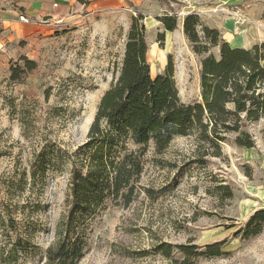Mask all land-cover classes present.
I'll return each mask as SVG.
<instances>
[{"label":"rangeland","instance_id":"rangeland-1","mask_svg":"<svg viewBox=\"0 0 264 264\" xmlns=\"http://www.w3.org/2000/svg\"><path fill=\"white\" fill-rule=\"evenodd\" d=\"M138 12L145 15L152 76L172 61L185 104L202 101L201 60L210 52L220 57V46L193 49L183 27L188 14L200 16L201 33L217 26L232 45L264 43V0H0V244L8 235L29 239L20 264H55L50 249L77 237L84 255L76 264H264V230L248 237L239 231L264 208V118L244 122L252 148L238 145L235 132L218 156L202 157L193 136H176L162 153L149 146L131 203L109 200L94 214L69 218L75 151L119 75ZM165 15L177 16L175 30L165 31ZM22 57L37 68L13 79ZM46 148L68 157L35 176ZM216 241H225L216 256L177 248L166 256L158 248L168 242L200 251Z\"/></svg>","mask_w":264,"mask_h":264},{"label":"trees","instance_id":"trees-1","mask_svg":"<svg viewBox=\"0 0 264 264\" xmlns=\"http://www.w3.org/2000/svg\"><path fill=\"white\" fill-rule=\"evenodd\" d=\"M159 20L165 31L177 28L176 15H165ZM200 24L196 13L184 19V32L193 49L201 54L208 53L210 46H220V57L210 52L201 60L202 101L185 104L180 98L172 61L164 73L152 76L145 15L138 12L133 18L119 75L103 94L87 140L74 154L69 218L94 214L109 200L131 203L149 146L162 153L176 136H193L202 157L218 156L221 143L230 132L238 134V145L255 146L252 135L242 127L244 122L264 118V43L252 48L234 47L223 40L217 28L205 27L201 33ZM158 39L165 41V33L159 32ZM21 59L24 65L13 68V79L37 68L36 61ZM207 144L215 151L211 152ZM66 153L57 149L49 154L46 148L36 159L34 175L42 166L68 157ZM1 222L6 224V220ZM7 222L12 230L16 229L14 218L9 217ZM263 228L264 208L257 210L239 231L248 237L259 234ZM6 240L0 244V264H20L21 254L29 250V239L17 234L16 238L8 235ZM224 244L225 241H216L199 251L200 246L195 244L174 246L161 242L158 248L166 256H171L175 248L187 255L216 256L224 253ZM83 255L79 237L71 244L59 241L49 251V259L55 264H76Z\"/></svg>","mask_w":264,"mask_h":264},{"label":"built area","instance_id":"built-area-1","mask_svg":"<svg viewBox=\"0 0 264 264\" xmlns=\"http://www.w3.org/2000/svg\"><path fill=\"white\" fill-rule=\"evenodd\" d=\"M22 18L25 19L24 16ZM25 20L27 21V19H25ZM234 30L238 33L239 30H240V26L239 25L235 26V29Z\"/></svg>","mask_w":264,"mask_h":264},{"label":"crops","instance_id":"crops-1","mask_svg":"<svg viewBox=\"0 0 264 264\" xmlns=\"http://www.w3.org/2000/svg\"><path fill=\"white\" fill-rule=\"evenodd\" d=\"M216 28H218L217 26H216ZM230 43V42H229ZM232 45V44H231ZM232 46H234V47H243V46H241L240 44H236V45H232ZM264 230V229H263Z\"/></svg>","mask_w":264,"mask_h":264}]
</instances>
